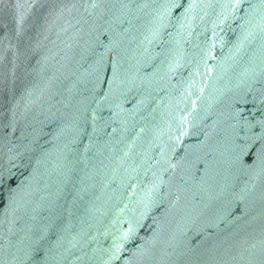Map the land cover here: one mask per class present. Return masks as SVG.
Returning a JSON list of instances; mask_svg holds the SVG:
<instances>
[{
  "label": "water",
  "instance_id": "water-1",
  "mask_svg": "<svg viewBox=\"0 0 264 264\" xmlns=\"http://www.w3.org/2000/svg\"><path fill=\"white\" fill-rule=\"evenodd\" d=\"M0 264H264V0H0Z\"/></svg>",
  "mask_w": 264,
  "mask_h": 264
}]
</instances>
